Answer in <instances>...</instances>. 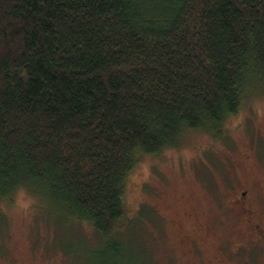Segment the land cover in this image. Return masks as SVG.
<instances>
[{
	"label": "trees",
	"instance_id": "obj_1",
	"mask_svg": "<svg viewBox=\"0 0 264 264\" xmlns=\"http://www.w3.org/2000/svg\"><path fill=\"white\" fill-rule=\"evenodd\" d=\"M257 93L264 0H0V227L24 191L113 240L106 262L141 158L221 132Z\"/></svg>",
	"mask_w": 264,
	"mask_h": 264
},
{
	"label": "rangeland",
	"instance_id": "obj_2",
	"mask_svg": "<svg viewBox=\"0 0 264 264\" xmlns=\"http://www.w3.org/2000/svg\"><path fill=\"white\" fill-rule=\"evenodd\" d=\"M252 162L258 164L254 171L248 169ZM246 173L254 200L264 211L261 93L251 96L226 120L221 132H191L179 147L141 158L127 181L125 213L129 220L119 230L126 244L118 255L105 262L112 253L101 255V251L113 240L98 238L88 223L71 226L41 214L31 197L18 191L11 204L2 205L0 264H181L175 240L179 231L182 233L178 226L189 225V212L197 222L213 226L212 232L219 235L240 229L241 224L236 226L239 213L231 205L228 188L229 180H235L238 190L249 188L243 185ZM251 175L254 184L248 180Z\"/></svg>",
	"mask_w": 264,
	"mask_h": 264
},
{
	"label": "flooded vegetation",
	"instance_id": "obj_3",
	"mask_svg": "<svg viewBox=\"0 0 264 264\" xmlns=\"http://www.w3.org/2000/svg\"><path fill=\"white\" fill-rule=\"evenodd\" d=\"M223 162L222 165L225 164ZM255 168H258L256 162L248 165L251 171ZM249 176L245 174L243 185L249 188L245 186L247 188L244 190H238L235 180H229L231 186L228 192L232 193L228 197L234 211L238 210L239 213L235 211L238 215L236 226L242 225L238 231L236 227L224 235H219L212 232L213 226L197 222L190 212L189 225L182 223L178 226L182 233L179 231L175 242L180 247L181 264H264V211L258 207L253 196L254 190L247 184ZM248 180L250 184H254L252 175Z\"/></svg>",
	"mask_w": 264,
	"mask_h": 264
}]
</instances>
